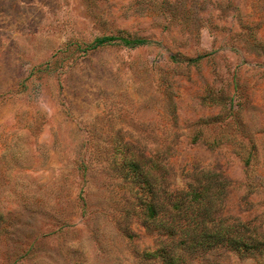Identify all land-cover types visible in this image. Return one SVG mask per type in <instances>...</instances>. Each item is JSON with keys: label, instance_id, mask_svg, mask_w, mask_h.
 Segmentation results:
<instances>
[{"label": "rangeland", "instance_id": "1", "mask_svg": "<svg viewBox=\"0 0 264 264\" xmlns=\"http://www.w3.org/2000/svg\"><path fill=\"white\" fill-rule=\"evenodd\" d=\"M119 35L146 42L88 49ZM133 160L163 189L220 173L264 241V0H0V264H165Z\"/></svg>", "mask_w": 264, "mask_h": 264}, {"label": "trees", "instance_id": "2", "mask_svg": "<svg viewBox=\"0 0 264 264\" xmlns=\"http://www.w3.org/2000/svg\"><path fill=\"white\" fill-rule=\"evenodd\" d=\"M114 42L135 48L146 41L122 35L108 36L97 39L88 49ZM128 165V179L138 187V203L148 228L159 225L162 230L159 234L163 246L158 256L165 264H185L193 254L198 256L218 248L243 256L264 253V241L256 226L232 223L223 215L230 182L220 173L204 169L185 189L171 190L170 187L158 188L147 173L151 171L140 162L133 160Z\"/></svg>", "mask_w": 264, "mask_h": 264}]
</instances>
